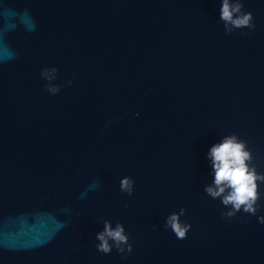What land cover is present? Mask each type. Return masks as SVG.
<instances>
[{
  "label": "water",
  "instance_id": "1",
  "mask_svg": "<svg viewBox=\"0 0 264 264\" xmlns=\"http://www.w3.org/2000/svg\"><path fill=\"white\" fill-rule=\"evenodd\" d=\"M230 3L0 0V264H264V181L206 191L226 136L264 175V0Z\"/></svg>",
  "mask_w": 264,
  "mask_h": 264
},
{
  "label": "clouds",
  "instance_id": "2",
  "mask_svg": "<svg viewBox=\"0 0 264 264\" xmlns=\"http://www.w3.org/2000/svg\"><path fill=\"white\" fill-rule=\"evenodd\" d=\"M240 8L239 3L232 4L230 0H223L222 18L236 26L248 25L250 14L233 19V14L239 12ZM4 49L7 50V47L5 46ZM0 59H6V57H0ZM207 156L212 162L215 178L214 185L208 186L206 191L214 198L222 197L224 204H232L237 210L244 205L246 211L255 212L257 180L264 181V175L258 174L255 168H250L246 163L250 159L246 143L235 135L226 136L221 142L211 146ZM122 186L131 192L132 181L124 179ZM261 219L264 220V218ZM168 223L180 238L185 237L186 226L178 222L176 214L170 216ZM108 237L115 238L118 242L125 241L127 238L122 225L112 229L110 224H106V231L99 234V239L103 241L100 245L102 250L109 249Z\"/></svg>",
  "mask_w": 264,
  "mask_h": 264
}]
</instances>
